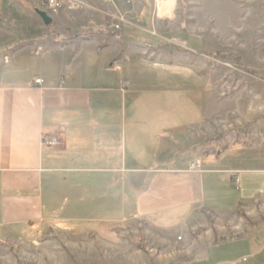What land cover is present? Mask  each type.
I'll list each match as a JSON object with an SVG mask.
<instances>
[{"label":"crops","instance_id":"0c3cea01","mask_svg":"<svg viewBox=\"0 0 264 264\" xmlns=\"http://www.w3.org/2000/svg\"><path fill=\"white\" fill-rule=\"evenodd\" d=\"M91 2L84 10L51 14L52 22L44 25L30 9H42L41 0H0V229L63 231L68 251L80 246L78 252H63V264H72V256L80 264L99 258L89 244L102 239L107 213L119 210L124 200V193L112 185H94L95 192L88 194L89 176L95 181L127 180L128 210L148 233L161 237L184 231L197 214L212 216L220 226L249 197L264 196L236 193V173L243 170L229 166L225 150L192 156L186 148L202 111H186L193 117L190 121L158 130L143 126V121L140 128L131 124L126 133L116 109L121 98L137 90L131 89L135 84L180 87L183 81L163 71L172 61L175 68L176 62L167 49L172 44L158 39L167 31L158 29L151 0H139L132 8L138 26L123 28L117 16L131 18L134 13L127 9L121 14L105 0ZM171 3L173 13L176 0ZM38 78L40 84L35 83ZM177 112L183 111L173 115ZM146 114L152 111H136L134 116ZM55 138L57 144L52 143ZM127 138L135 149L132 155L125 151ZM151 146L153 156L147 162L145 154L144 162L136 158ZM190 162L194 169H189ZM63 186L75 191L74 200L61 198ZM90 228L94 239L88 236ZM76 229L80 234L73 237ZM230 246L206 248L187 264H264L263 231L248 234L236 246L242 248L239 255L229 256ZM59 253L37 251L31 260L46 256L57 264Z\"/></svg>","mask_w":264,"mask_h":264},{"label":"rangeland","instance_id":"374dc122","mask_svg":"<svg viewBox=\"0 0 264 264\" xmlns=\"http://www.w3.org/2000/svg\"><path fill=\"white\" fill-rule=\"evenodd\" d=\"M82 1L87 5L91 2ZM105 1L114 10L116 5L121 14H126L127 9L134 13L131 18L124 17L120 22L122 28L138 26L139 18L132 8L135 4L140 5L139 0ZM156 3L151 0L150 6L158 18L155 20L160 21L158 29L167 31L166 36L158 39L172 44L167 49L173 55L170 59L176 62L175 68L170 67L172 61L163 71L168 76L178 77L179 82L182 79V86L187 90L168 83L148 82L141 88L135 84L131 89L137 90L121 98L120 108L116 109L121 111L120 123L125 122L126 133L131 124L139 127L142 121L143 126L158 130L190 121L193 117L186 111H202L200 124L194 130L195 137L185 141L192 156L217 155L225 150L224 158L229 166L243 170L236 173L240 175L236 184L239 192L236 193L247 196L264 193V0H176L170 18L157 15ZM90 5L95 6L93 2ZM46 14L56 13L47 10ZM152 32L154 36L155 32ZM176 37L180 41L175 42ZM136 111H152V114L134 116ZM174 111L183 112L173 115ZM153 146L144 151L138 149L143 152L136 153V158L144 162L145 154L147 162L148 156H153ZM134 150L127 138L126 153L132 155ZM90 177L85 189L90 195L95 192L94 185L100 184L112 185L114 190L124 193L119 210L107 213L109 218L105 219L107 228L102 239L89 244L94 255L99 257L92 260V264H187L198 258L204 249L229 243H232L231 250L226 248V253L236 256L242 251L236 246L248 234L264 232V196L255 195L237 206L231 218L222 221L220 226L212 216L203 213L193 215L187 228L172 233V236L148 233L144 223L127 208V180L95 181ZM65 186L63 192L60 191L61 198L72 197L74 200L75 191L65 189ZM38 230L1 228L0 264L53 262L46 256L39 261L31 260L32 253L37 251L44 255L61 252L56 262L63 264V252L80 251L79 245H72V250L68 251L63 231ZM77 230L72 232L73 237L79 236ZM88 230V236L94 239V229ZM50 239L56 243H48ZM75 258L72 256V264L82 263L77 256Z\"/></svg>","mask_w":264,"mask_h":264},{"label":"built area","instance_id":"2783aa9c","mask_svg":"<svg viewBox=\"0 0 264 264\" xmlns=\"http://www.w3.org/2000/svg\"><path fill=\"white\" fill-rule=\"evenodd\" d=\"M42 4V10L43 11H51L52 13H58L61 9H63L65 6H67L69 9L71 8H82L87 7V4L84 3L82 0H41ZM118 22L124 21V17L122 15L117 16ZM115 29L119 28L118 24H115L113 26ZM39 50V49H38ZM114 63L112 64V66ZM42 82V79L38 78L35 79V83L40 84ZM124 86L128 85V82L125 81ZM59 141L57 138L52 140V143L57 144ZM194 163L190 162L189 169H194ZM237 182V181H236Z\"/></svg>","mask_w":264,"mask_h":264},{"label":"bare ground","instance_id":"6f19581e","mask_svg":"<svg viewBox=\"0 0 264 264\" xmlns=\"http://www.w3.org/2000/svg\"><path fill=\"white\" fill-rule=\"evenodd\" d=\"M156 6H157V12L160 16H163V14L166 12V14H170L172 3L171 0H156ZM167 2V5L164 4ZM170 5V7H169ZM168 10V11H167Z\"/></svg>","mask_w":264,"mask_h":264},{"label":"water","instance_id":"95a60500","mask_svg":"<svg viewBox=\"0 0 264 264\" xmlns=\"http://www.w3.org/2000/svg\"><path fill=\"white\" fill-rule=\"evenodd\" d=\"M35 13L38 15L44 25H49L52 22L51 17L48 16L45 11L36 8Z\"/></svg>","mask_w":264,"mask_h":264},{"label":"trees","instance_id":"16d2710c","mask_svg":"<svg viewBox=\"0 0 264 264\" xmlns=\"http://www.w3.org/2000/svg\"><path fill=\"white\" fill-rule=\"evenodd\" d=\"M213 56H215V54Z\"/></svg>","mask_w":264,"mask_h":264}]
</instances>
